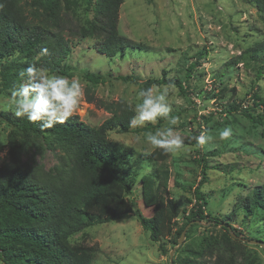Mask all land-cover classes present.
<instances>
[{
  "label": "rangeland",
  "instance_id": "rangeland-1",
  "mask_svg": "<svg viewBox=\"0 0 264 264\" xmlns=\"http://www.w3.org/2000/svg\"><path fill=\"white\" fill-rule=\"evenodd\" d=\"M86 18L90 19V15L77 8V23L82 24ZM117 28L120 35L148 50L106 59L95 51L93 39H73L65 64L71 77L79 76L84 90L74 115L97 127L110 116L103 104L122 100L134 110L145 81L182 80L185 93L174 86L168 98L170 115L179 117V124L172 127L184 140L182 150L165 153L144 141L143 132L166 126L160 118L126 133L108 132L107 136L135 156L150 155L153 161L161 162L162 169L168 172V195L184 210L176 229L186 223L194 203V190L204 177L200 191L207 204L203 211L211 214L187 227L181 244L184 248L179 252L175 249L171 264H212L216 251L220 253L223 248L222 231L208 221L228 215L240 197L249 195L264 182V52L257 62L242 60L226 65L256 43L264 45V16L252 0H123ZM86 72L101 74L104 82L92 84L84 77ZM10 90L0 93V111L14 116L8 105ZM233 105L238 106L237 110L231 108ZM225 126L232 128L233 135L220 141L218 130ZM8 132L7 125L0 121V165L7 154ZM201 132L213 137L204 146H198L193 139ZM136 136L141 137L139 143L135 142ZM134 158L119 165L131 185L130 193L123 196L132 213L69 238L71 244L97 245L92 264H170V252L177 247L175 243L181 234L154 243L138 222L139 215L147 218L152 214L157 182L153 161L137 167ZM34 160L46 170L56 164L49 151L34 155ZM255 217L242 224L236 210L231 222L245 239L238 264H264V219L259 212ZM200 244L203 256L187 252L190 247L198 251Z\"/></svg>",
  "mask_w": 264,
  "mask_h": 264
},
{
  "label": "trees",
  "instance_id": "trees-1",
  "mask_svg": "<svg viewBox=\"0 0 264 264\" xmlns=\"http://www.w3.org/2000/svg\"><path fill=\"white\" fill-rule=\"evenodd\" d=\"M122 1L0 0V93L18 85V72L31 65L47 69L51 74L71 77L65 60L73 39H93L95 51L106 59L131 51H147L146 46L119 34ZM252 2L264 16V0ZM79 7L90 15L82 24L76 20ZM42 49H47L48 55H40ZM263 52L264 45L256 43L226 65H236L242 60L257 62ZM83 75L92 84L104 82L99 73ZM186 78H189L187 74ZM122 80L134 82L128 78ZM153 84H173L180 93H185L180 79L148 80L142 89ZM102 106L110 116L97 127L73 115L64 124L43 129L39 126L41 122H30L0 111V121L9 128L7 154L0 165L1 264H92L98 252L97 245L71 244L69 238L94 225L113 222L132 213L129 201L123 196L130 193L131 185L125 180L127 173L121 171L119 165L135 157L133 164L139 167L142 163H150L152 157L135 156L133 151L107 136L112 131L129 132V121L135 111L122 100ZM231 108L237 110L238 106ZM46 151L56 160L47 170L34 160V155L42 156ZM153 164L157 185L152 214L147 218L139 215L138 222L149 232L150 240L159 243L172 235L178 237L187 226L204 221L211 213L203 211L207 204L200 191L203 177L194 190V203L185 218L186 223L176 229V222L184 210L168 195V172L162 169L161 162L153 161ZM236 210L241 214L242 224L255 219L256 212L264 219V182L249 195L240 197L228 215L208 221L220 226L222 231L223 248L220 253L216 251L212 264H238L237 257L245 239L242 231L231 223ZM182 248L180 245L176 252ZM158 249L164 254L162 246ZM189 249L190 254L203 256L201 244L198 251ZM209 254L213 256L212 251Z\"/></svg>",
  "mask_w": 264,
  "mask_h": 264
},
{
  "label": "clouds",
  "instance_id": "clouds-1",
  "mask_svg": "<svg viewBox=\"0 0 264 264\" xmlns=\"http://www.w3.org/2000/svg\"><path fill=\"white\" fill-rule=\"evenodd\" d=\"M40 55H48L47 49H42ZM20 83L10 90L8 105L17 118H26L30 122H41L43 129L52 128L56 124L66 123L79 109L84 94L79 76L71 78L35 65L28 66L18 72ZM173 84L163 86L153 84L138 92V103L135 105V115L129 121L130 128L144 127L146 122L155 123L158 118L166 121V126L155 132H143L144 141L155 149L165 153H177L182 150L184 140L174 129L179 124V117L171 116L168 102L169 91ZM233 135L230 126L218 130L220 141H227ZM213 137L207 132L194 136L198 146H204ZM141 137L136 136L139 143Z\"/></svg>",
  "mask_w": 264,
  "mask_h": 264
},
{
  "label": "water",
  "instance_id": "water-1",
  "mask_svg": "<svg viewBox=\"0 0 264 264\" xmlns=\"http://www.w3.org/2000/svg\"><path fill=\"white\" fill-rule=\"evenodd\" d=\"M187 227H188V226H187ZM187 227L182 231V233H181V235H180V238H179V241H178V245H177V247H179V246L182 244V239H183V236H184V232H185V230L187 229ZM177 247H175L174 249H172V251L170 252V264L172 263V262H171V257H172V255H173V253L175 252V249H176Z\"/></svg>",
  "mask_w": 264,
  "mask_h": 264
}]
</instances>
